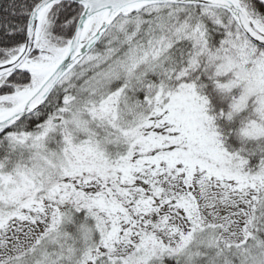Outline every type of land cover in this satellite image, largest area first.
Returning <instances> with one entry per match:
<instances>
[{
    "label": "snow or ice",
    "instance_id": "snow-or-ice-1",
    "mask_svg": "<svg viewBox=\"0 0 264 264\" xmlns=\"http://www.w3.org/2000/svg\"><path fill=\"white\" fill-rule=\"evenodd\" d=\"M0 264H264V0H0Z\"/></svg>",
    "mask_w": 264,
    "mask_h": 264
}]
</instances>
